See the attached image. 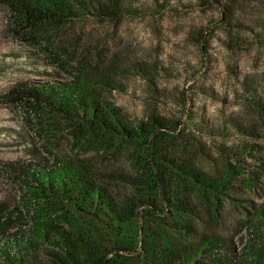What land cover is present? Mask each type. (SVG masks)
Listing matches in <instances>:
<instances>
[{
  "label": "trees",
  "instance_id": "obj_1",
  "mask_svg": "<svg viewBox=\"0 0 264 264\" xmlns=\"http://www.w3.org/2000/svg\"><path fill=\"white\" fill-rule=\"evenodd\" d=\"M138 1L0 0L15 35L71 79L20 84L8 97L47 143L66 133L99 156H57L20 173L22 204H0V230L17 226L0 264H264V73L242 81L241 114L214 128L189 112L185 89L163 85L172 75L163 62L122 65L61 39L89 21L118 28L138 16ZM230 1L214 0L232 18ZM203 40L202 28L187 39ZM129 77L140 84L139 114L112 100ZM111 157L125 169H106Z\"/></svg>",
  "mask_w": 264,
  "mask_h": 264
},
{
  "label": "rangeland",
  "instance_id": "obj_2",
  "mask_svg": "<svg viewBox=\"0 0 264 264\" xmlns=\"http://www.w3.org/2000/svg\"><path fill=\"white\" fill-rule=\"evenodd\" d=\"M211 2L212 5L203 0H139L138 16L128 17L118 28L89 21L66 32L61 39L78 53L101 52L106 60L118 55L122 65L128 60L163 62L172 71L163 85L185 89L190 98L189 112L197 114V121L205 119L209 127L216 128L226 124L229 117L241 114L237 96L242 92V81L264 73V0L230 1L232 18L222 6ZM8 17L0 3V204L14 210L18 203L22 204L17 182L21 172H40L50 167L57 156H99L95 151L80 152L66 133L47 143L46 137L36 131L35 118L31 121L26 111L8 97L10 90L20 84L71 80L37 45L15 35ZM195 28L204 29L200 44L187 41ZM227 42L237 47L231 50ZM201 86L203 90H199ZM121 90L113 94L112 100L139 114L143 104L138 80H123ZM203 140L208 145L223 141L208 136ZM125 163L121 157H111L105 166L117 171L125 169ZM18 216L15 212L13 221H18ZM16 230L17 226L0 230V251L7 245L15 249L16 241L11 237ZM234 241L242 247L239 237Z\"/></svg>",
  "mask_w": 264,
  "mask_h": 264
}]
</instances>
